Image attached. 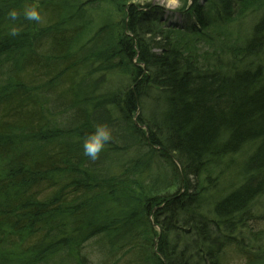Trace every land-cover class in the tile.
Returning a JSON list of instances; mask_svg holds the SVG:
<instances>
[{
    "label": "trees",
    "instance_id": "obj_1",
    "mask_svg": "<svg viewBox=\"0 0 264 264\" xmlns=\"http://www.w3.org/2000/svg\"><path fill=\"white\" fill-rule=\"evenodd\" d=\"M162 9L0 0V264H264V0Z\"/></svg>",
    "mask_w": 264,
    "mask_h": 264
},
{
    "label": "clouds",
    "instance_id": "obj_2",
    "mask_svg": "<svg viewBox=\"0 0 264 264\" xmlns=\"http://www.w3.org/2000/svg\"><path fill=\"white\" fill-rule=\"evenodd\" d=\"M175 7H180V0H174ZM9 27L7 34L14 38L21 34L22 26L16 22L22 17L28 22L42 24L44 16L42 10L37 4H25L21 9L9 8L6 13ZM113 140V129L105 123L99 122L93 126V130L87 133L82 140L83 155L90 160L95 161L105 150L108 143Z\"/></svg>",
    "mask_w": 264,
    "mask_h": 264
},
{
    "label": "rangeland",
    "instance_id": "obj_3",
    "mask_svg": "<svg viewBox=\"0 0 264 264\" xmlns=\"http://www.w3.org/2000/svg\"><path fill=\"white\" fill-rule=\"evenodd\" d=\"M133 1L140 2V3H143V1L151 2L152 4L159 5L161 8H163L162 10H164L165 16L166 15L168 16V21H175L177 19L179 20L180 11L178 10V7H175L174 0H133ZM95 241L96 240H91L89 242L90 243L89 246H86V253L91 252L92 254L91 259L93 261H96L97 256L99 255L97 254V251L95 250L97 246L96 245L97 243Z\"/></svg>",
    "mask_w": 264,
    "mask_h": 264
}]
</instances>
